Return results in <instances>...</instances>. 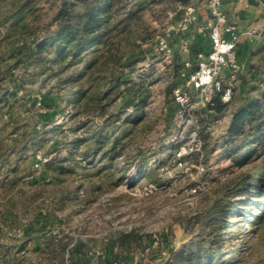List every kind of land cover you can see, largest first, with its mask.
<instances>
[{
    "label": "rangeland",
    "instance_id": "rangeland-1",
    "mask_svg": "<svg viewBox=\"0 0 264 264\" xmlns=\"http://www.w3.org/2000/svg\"><path fill=\"white\" fill-rule=\"evenodd\" d=\"M21 1L0 0V18L14 11L0 23V92L17 91L1 111L15 128L0 134L8 162L0 167V264H90L108 255L114 234L129 230L151 234L144 263L194 264L192 250L207 234L195 217L235 174L227 155L231 114L264 90V41L250 42L241 57L232 103L219 113L198 105L188 122L174 115L167 87L183 81L174 80V68L192 55L171 36L173 57L160 69L155 46L181 2L111 0L110 15L118 10L111 32L77 56L68 45L60 58L54 44L38 50L34 40L47 24L55 28L61 7L76 14L82 4L29 0L16 12ZM198 47L191 43L190 51ZM117 78L122 83L114 89ZM137 82L147 103L115 115L125 88ZM109 114L115 117L103 124ZM181 155L187 157L176 164ZM249 229L232 231L236 252L224 264H264V224Z\"/></svg>",
    "mask_w": 264,
    "mask_h": 264
},
{
    "label": "trees",
    "instance_id": "trees-1",
    "mask_svg": "<svg viewBox=\"0 0 264 264\" xmlns=\"http://www.w3.org/2000/svg\"><path fill=\"white\" fill-rule=\"evenodd\" d=\"M178 1L185 4L191 0ZM29 2V0H22L16 12H20ZM79 2L82 8L76 14L69 13L64 6L57 10L52 20L56 23L55 28L51 30L50 24L45 26L44 33L34 40L33 45L36 49H41L48 42L52 43L54 54L62 58L67 54V46L71 45L72 55L77 56L99 43L102 37L111 32L109 23L118 12V10L114 11L112 12L114 15H110L113 10L111 0H94L89 4H85L84 0ZM13 17L14 11L9 12L5 17L0 18V23ZM103 26L105 28L101 29ZM173 36L184 37L183 34ZM197 51L199 50L193 52L191 50L188 55L191 54L192 57L188 58L193 60ZM182 68V63L175 66L174 80L181 76ZM121 83V78H117L113 84L114 89H118ZM174 85L176 84L173 82L167 87V93L170 95ZM141 86L137 82L125 88L127 95L115 111V115H120L119 113L124 110L136 113L147 103V95H142ZM221 91L213 93L210 102L206 104L208 110L219 113L224 109L226 104L220 99ZM16 93V90L8 89L0 92V134L8 126L15 128V121L9 118L4 119L1 111L12 107L17 97ZM172 105L174 113L175 104L172 102ZM115 115L109 114V118H103V124ZM227 134L229 138L234 139L227 155L228 168L235 169L231 172L235 174L216 192L201 214L195 217L197 222L204 223L207 234L203 237V241L192 250L195 256L194 264H209L212 261L214 264H224L223 258L228 256L232 259L236 252L232 246V238H234L232 231L249 227L252 232L254 227L264 224V90L258 97L244 99L238 104L231 114ZM98 141L104 143V140ZM16 144L14 139L7 145L14 147ZM3 145L0 139V167L8 163L1 152ZM112 147L115 148V142ZM24 149L21 148L17 152L22 153ZM186 157L179 156L176 164L184 162ZM122 177L123 175L120 179ZM226 239L231 241L229 247L224 246ZM150 240L151 234L137 230L117 232L111 240L116 249L113 254L114 261L116 264H123L125 257L135 250L146 248Z\"/></svg>",
    "mask_w": 264,
    "mask_h": 264
},
{
    "label": "built area",
    "instance_id": "built-area-1",
    "mask_svg": "<svg viewBox=\"0 0 264 264\" xmlns=\"http://www.w3.org/2000/svg\"><path fill=\"white\" fill-rule=\"evenodd\" d=\"M223 1L205 0L203 2V7L210 19L208 28L210 49L197 51L193 60L188 58L183 61V69L188 72L181 73L183 81L174 85L171 90L172 102L175 104L174 115L181 120L186 119L190 122L194 107L206 106L215 91L222 90L221 101L226 105L231 104L234 92L240 83L243 67L236 59L237 35L235 26L227 21V15L222 9ZM198 10L197 2L180 4L176 21L170 24L161 35L155 37L156 50L160 56L157 65L160 69L172 60L173 50L168 43L171 36L184 35L179 43V51L188 54L191 36L205 32L206 26L200 22ZM225 32L230 34L229 39L223 37ZM254 33L255 30L247 31V35ZM260 38L264 41V34L260 35ZM193 91L197 92V95H194ZM227 115L225 113L217 121H221ZM198 142L200 143L199 139ZM195 191L196 189H192V192Z\"/></svg>",
    "mask_w": 264,
    "mask_h": 264
},
{
    "label": "crops",
    "instance_id": "crops-1",
    "mask_svg": "<svg viewBox=\"0 0 264 264\" xmlns=\"http://www.w3.org/2000/svg\"><path fill=\"white\" fill-rule=\"evenodd\" d=\"M199 4V20L206 26V30L203 34H194L191 36L192 45L199 44L196 50L199 51H208L210 49V41L208 38V28L210 24V19L208 17L207 11L203 7V2L205 0H191ZM222 9L227 15V21L235 26V33L237 35L236 42V59L239 64L243 67V62L241 57L244 55L248 49H250V42L255 39H261L260 35L264 34V0H224L222 3ZM255 30V33L252 35H247V31ZM230 34L225 32L223 37L229 39ZM152 244L150 243L143 250H136L131 252L127 257L123 259V264H146L144 263L143 252ZM108 255L102 256V259L93 261L90 264H116L114 261V252L115 247L113 243H110L108 247ZM86 262V261H85ZM159 262L158 264H162Z\"/></svg>",
    "mask_w": 264,
    "mask_h": 264
}]
</instances>
